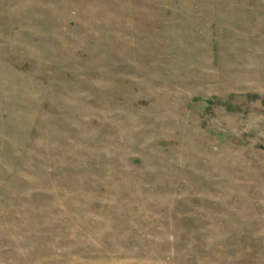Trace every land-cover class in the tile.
<instances>
[{
  "label": "rangeland",
  "instance_id": "1",
  "mask_svg": "<svg viewBox=\"0 0 264 264\" xmlns=\"http://www.w3.org/2000/svg\"><path fill=\"white\" fill-rule=\"evenodd\" d=\"M0 264H264V0H0Z\"/></svg>",
  "mask_w": 264,
  "mask_h": 264
}]
</instances>
